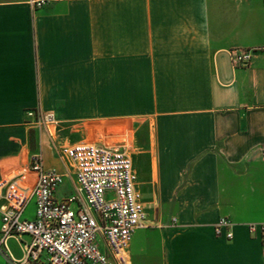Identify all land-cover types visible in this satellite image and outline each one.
Segmentation results:
<instances>
[{
  "label": "crops",
  "instance_id": "0c3cea01",
  "mask_svg": "<svg viewBox=\"0 0 264 264\" xmlns=\"http://www.w3.org/2000/svg\"><path fill=\"white\" fill-rule=\"evenodd\" d=\"M33 1L0 0V179L40 152L64 200L78 192L67 143L130 145L148 217L127 264H264L248 229L264 223V0ZM28 111L51 118L46 134ZM28 241H7L14 261Z\"/></svg>",
  "mask_w": 264,
  "mask_h": 264
},
{
  "label": "built area",
  "instance_id": "2783aa9c",
  "mask_svg": "<svg viewBox=\"0 0 264 264\" xmlns=\"http://www.w3.org/2000/svg\"><path fill=\"white\" fill-rule=\"evenodd\" d=\"M46 2L33 1L36 8ZM252 50L231 53L235 67H247ZM35 124L42 125L51 118H42L37 111H28ZM60 157L73 165L77 194L57 200L55 193L64 182V175L47 169L42 153L30 156L27 173L0 179V249L14 264L38 261L45 254L47 264H127L128 247L134 232L146 227L147 210L136 189V171L130 152L88 142L60 150ZM34 205L32 219L25 217L29 205ZM79 204L74 210L72 206ZM231 223L222 218L216 234L223 235ZM251 234H259L264 246V223L248 226ZM226 237L233 234L227 231ZM28 236L22 246L25 262L14 261L7 248L11 238ZM107 245L102 252L98 237Z\"/></svg>",
  "mask_w": 264,
  "mask_h": 264
},
{
  "label": "rangeland",
  "instance_id": "374dc122",
  "mask_svg": "<svg viewBox=\"0 0 264 264\" xmlns=\"http://www.w3.org/2000/svg\"><path fill=\"white\" fill-rule=\"evenodd\" d=\"M42 128V130L44 131V133L46 134V131H45V125L42 123V125L41 126H38V129H41ZM31 141H32V145H33V147H36L35 146V141H36V139H35V130H31ZM55 139H56V137H55ZM99 142V141H98ZM100 144H102V145H104V146H110V144H109V142H104V141H101V142H99ZM69 146V143H67V146L66 147H68ZM128 149H129V151L130 150H132L131 149V146L129 145L128 146ZM62 150V149H61ZM127 150V149H126ZM59 152H60V150H59ZM74 209H76V207H74ZM0 252H3V250L2 249H0Z\"/></svg>",
  "mask_w": 264,
  "mask_h": 264
}]
</instances>
